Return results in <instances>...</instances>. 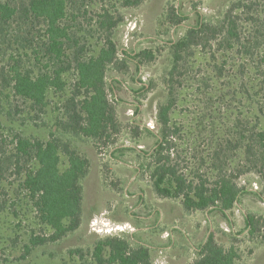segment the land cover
Here are the masks:
<instances>
[{
    "label": "trees",
    "instance_id": "trees-1",
    "mask_svg": "<svg viewBox=\"0 0 264 264\" xmlns=\"http://www.w3.org/2000/svg\"><path fill=\"white\" fill-rule=\"evenodd\" d=\"M146 1L122 0L121 7L138 8ZM255 7L260 8L257 17L251 12ZM244 10L248 11L246 15L251 14L249 20L264 21V0H236L220 24L205 22L198 15L196 26L170 43V69L163 81L166 97L158 105L156 127L145 128L156 139L155 146L142 158L136 172L149 173L156 197L179 202L183 216L199 212L210 219L211 214L217 213L230 220L245 195L264 201L261 115L254 117L248 129L244 125L235 126L231 138L215 146L209 160L213 179L199 171L188 173V169L182 168L180 156L174 153L173 140L180 129L173 124L172 116L186 60L195 48H207L221 35L234 46H244L237 27V12ZM186 20L187 16L176 8L170 9L166 16V22L174 26ZM122 22L121 16L103 0H0V104L19 99L28 105L27 115L19 124L22 128L27 121L36 122L35 118L42 115L50 114L52 122L47 140L16 134L11 153L6 155L0 147V177L18 164L29 165L27 172L20 173L23 180L19 190L25 194L43 231V235L29 236L20 262L26 261L36 248L58 245L80 229L84 216V181L90 173L91 161L80 150L79 141H91L96 150L109 148L117 144V137L123 131L117 110L120 101L113 86L119 81L114 78L110 81L108 76L127 73L132 60L140 70L156 59L157 51L152 49L135 53L132 58L120 52L115 34ZM8 121L15 126L10 114ZM130 124L132 133L139 138L140 125ZM125 150L128 149L117 151L124 154ZM237 150L243 151V163L231 173L228 171L231 152ZM247 175L258 177L250 183L256 190L238 183L241 176ZM245 227L250 238L263 237L264 243V217L245 215ZM179 229L171 228L179 238L173 233L169 248L191 253L192 261L186 264H237L240 260L236 246L240 234L233 230L223 232L231 241L227 247L219 242L214 226L199 246L188 232ZM159 231L164 234V229ZM17 239L18 236L11 240L15 243ZM155 252L156 245L135 236H98L86 249H69L62 262L69 264L78 258L87 259L86 264H157Z\"/></svg>",
    "mask_w": 264,
    "mask_h": 264
},
{
    "label": "rangeland",
    "instance_id": "rangeland-1",
    "mask_svg": "<svg viewBox=\"0 0 264 264\" xmlns=\"http://www.w3.org/2000/svg\"><path fill=\"white\" fill-rule=\"evenodd\" d=\"M103 1L123 19L115 34L120 52L128 53L132 58L135 53L152 49L157 51L156 59L140 70L132 60L127 73H110L108 76L110 81H119L113 86L120 101L117 110L123 131L117 137V144L109 148L96 150L91 141H79L80 150L91 161V170L84 181V216L77 232L58 245L36 248L26 261L20 262L19 257L29 236L43 235V231L37 225L25 194L19 190L23 180L20 173L27 172L29 165L18 164L17 168L3 172L0 177V264H63L62 259L68 256L69 249H86L98 236L119 235L135 236L156 245L157 264H186L192 261L191 253L169 248L173 230L178 227L187 229L197 246L211 233V224L205 214L198 212L183 218L179 202L168 200L169 205H161L159 201L162 200L152 189L150 174H137L136 171L142 158L155 146L156 139L149 136L145 128L156 127L158 105L166 97L163 81L170 69V43L183 37L188 28L195 27L198 15L205 22L220 24L224 13L236 0H147L138 8H123L122 0ZM172 8L187 16V20L179 26L166 22L167 13ZM259 11L260 8L255 7L251 12L257 17ZM246 13L247 10L237 12L238 32L244 46H234L226 42L225 35H221L207 48H195L186 60L172 118L173 124L180 129L173 140L174 153L180 156L182 168L188 169V173L199 171L213 179L209 160L215 146L225 143V139L229 140L235 126L244 125L248 129V124L254 121L257 114L264 118V21L257 20L255 23L249 20L251 14ZM136 108H139L138 112ZM27 112L28 105L19 99L0 104L3 123L0 147L6 155L12 152L16 134L32 139L48 138L51 115L35 118L36 122L27 121L22 128L19 124ZM9 114L13 116L15 126L8 121ZM32 115L35 117L36 114ZM131 122L140 125L139 138L132 133ZM118 149L128 150L122 154ZM231 156L228 171L234 173L237 166L243 163V151H233ZM257 179L256 175L241 176L238 183L256 190L250 183ZM152 201L163 211V220L159 222L164 229L163 235L156 228L150 230L149 225L152 224L146 223L145 216L155 208ZM136 204L141 205L136 207ZM178 209L182 213V221L178 220ZM249 214L264 217V201L247 194L232 212L230 220L217 213L211 214L210 219L219 242L227 247L231 241L223 232L233 230L240 234L236 244L240 251L237 264H264L263 237L253 239L245 231V215ZM174 235L179 238L177 233ZM17 236V241L13 243L11 239ZM86 260L74 258L69 264H86Z\"/></svg>",
    "mask_w": 264,
    "mask_h": 264
},
{
    "label": "crops",
    "instance_id": "crops-1",
    "mask_svg": "<svg viewBox=\"0 0 264 264\" xmlns=\"http://www.w3.org/2000/svg\"><path fill=\"white\" fill-rule=\"evenodd\" d=\"M139 196H141V195H139ZM142 196H143V194H142ZM160 202V204L162 205V204H168V200H162V201H159ZM142 204V203H141ZM141 204H136L135 206L136 207H138L139 205H141ZM154 204H156V203H154L153 201H152V205L154 206ZM169 205V204H168ZM155 208H153V209H151L150 211H149V213H148V216H145V219H146V223L148 222V224H152V225H149V229L151 230V229H153V228H156V229H161L162 228V226L159 224V222L160 221H162L163 220V211L162 210H160L158 207H156V206H154ZM171 209L172 210H174V208L173 207H171ZM146 211V210H145ZM177 212H178V214L180 215V217H179V221L181 220L180 218H182L181 217V212L179 211V209L177 210ZM206 217H207V215H206ZM183 218H187V217H183ZM207 219H208V217H207ZM174 222H176V223H178L177 222V220H174ZM209 224H211V227H210V230H212V228H213V226L214 225H212V221H211V219H209ZM203 226H205V225H203ZM208 226V225H207ZM210 226V225H209ZM174 228V226L172 227V229ZM146 229H148V227L146 228ZM184 231L185 232H188V230L187 229H184ZM189 233V232H188ZM197 234H199V233H197ZM190 235V234H189ZM207 239V238H206ZM205 239V240H206ZM204 242V241H203Z\"/></svg>",
    "mask_w": 264,
    "mask_h": 264
}]
</instances>
